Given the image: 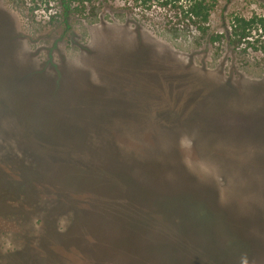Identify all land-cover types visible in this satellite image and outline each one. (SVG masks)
<instances>
[{"label":"rangeland","instance_id":"rangeland-1","mask_svg":"<svg viewBox=\"0 0 264 264\" xmlns=\"http://www.w3.org/2000/svg\"><path fill=\"white\" fill-rule=\"evenodd\" d=\"M211 2L0 0V264H264V0Z\"/></svg>","mask_w":264,"mask_h":264},{"label":"trees","instance_id":"trees-1","mask_svg":"<svg viewBox=\"0 0 264 264\" xmlns=\"http://www.w3.org/2000/svg\"><path fill=\"white\" fill-rule=\"evenodd\" d=\"M139 5L150 8L154 2L160 6L175 10L184 20L190 21L199 30L206 31L210 20L213 3L211 0H134ZM35 4H49V0H34ZM73 0H59L62 7L64 21L67 23L72 13ZM231 30L227 40L231 45L239 46L247 44L248 46L264 52V44L258 40L264 38V15H253L251 17L235 16L232 19ZM259 35L254 39V36ZM218 39L215 37V40ZM205 224V223H204Z\"/></svg>","mask_w":264,"mask_h":264}]
</instances>
